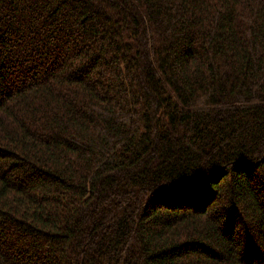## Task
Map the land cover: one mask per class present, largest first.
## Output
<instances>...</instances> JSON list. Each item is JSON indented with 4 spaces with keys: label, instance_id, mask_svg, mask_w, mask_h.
Returning <instances> with one entry per match:
<instances>
[{
    "label": "trees",
    "instance_id": "16d2710c",
    "mask_svg": "<svg viewBox=\"0 0 264 264\" xmlns=\"http://www.w3.org/2000/svg\"><path fill=\"white\" fill-rule=\"evenodd\" d=\"M0 264H264V0H0Z\"/></svg>",
    "mask_w": 264,
    "mask_h": 264
},
{
    "label": "clouds",
    "instance_id": "9594fccd",
    "mask_svg": "<svg viewBox=\"0 0 264 264\" xmlns=\"http://www.w3.org/2000/svg\"><path fill=\"white\" fill-rule=\"evenodd\" d=\"M188 71L194 73L195 72V66H190ZM206 100H207L206 96L205 97H201V99L198 101V104L200 106H202L205 103Z\"/></svg>",
    "mask_w": 264,
    "mask_h": 264
}]
</instances>
